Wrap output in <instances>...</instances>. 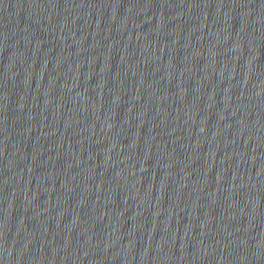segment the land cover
Instances as JSON below:
<instances>
[{
  "label": "water",
  "instance_id": "obj_1",
  "mask_svg": "<svg viewBox=\"0 0 264 264\" xmlns=\"http://www.w3.org/2000/svg\"><path fill=\"white\" fill-rule=\"evenodd\" d=\"M113 264H264V0H39Z\"/></svg>",
  "mask_w": 264,
  "mask_h": 264
}]
</instances>
